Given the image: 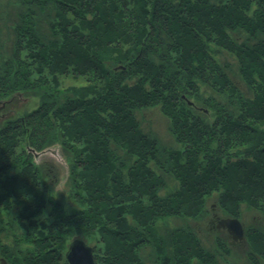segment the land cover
I'll return each instance as SVG.
<instances>
[{
	"label": "trees",
	"instance_id": "obj_1",
	"mask_svg": "<svg viewBox=\"0 0 264 264\" xmlns=\"http://www.w3.org/2000/svg\"><path fill=\"white\" fill-rule=\"evenodd\" d=\"M18 3L0 101H38L0 114V264H69L76 239L96 264H231L220 216L264 264V0ZM153 107L175 146L144 128ZM53 144L72 205L34 161Z\"/></svg>",
	"mask_w": 264,
	"mask_h": 264
},
{
	"label": "rangeland",
	"instance_id": "obj_2",
	"mask_svg": "<svg viewBox=\"0 0 264 264\" xmlns=\"http://www.w3.org/2000/svg\"><path fill=\"white\" fill-rule=\"evenodd\" d=\"M19 0H0V34L2 45L5 46V51H9L12 48V43L14 39V34L12 30V21L15 19L17 12L20 10ZM239 85L245 88L243 82H239ZM14 104L3 103L0 101V114L5 110L9 111L10 107L17 105L21 107L22 105L27 108L34 106L38 99L32 95L19 94L15 98ZM15 107V106H14ZM144 128L153 130L160 137L162 143L167 146H175L176 143L169 132L168 129V119L160 111L159 107H153L145 110L144 113ZM1 120V117H0ZM34 161L38 163L42 169V174L46 177V180L49 183L50 189H52L53 195L63 201L65 205L74 204V197L72 196V181L69 177L70 175V160L67 155L64 153L62 147L59 144L50 145L43 150L36 151L33 150ZM48 177H47V176ZM168 184L173 186L176 184L175 179L172 177L169 178ZM213 199H210L212 202ZM220 216L216 219L214 225L217 226V222ZM179 219H171L167 224L174 225L179 223ZM241 221V220H240ZM242 222V221H241ZM243 224V223H242ZM207 227V225H206ZM219 234L226 238L227 240H233V248L239 255L235 256V260H231V264H247L244 260L243 255V239H233L227 230L226 227H217ZM244 228V225H243ZM214 232L212 231L209 238L213 239ZM239 244V245H238ZM228 264V263H227Z\"/></svg>",
	"mask_w": 264,
	"mask_h": 264
},
{
	"label": "water",
	"instance_id": "obj_3",
	"mask_svg": "<svg viewBox=\"0 0 264 264\" xmlns=\"http://www.w3.org/2000/svg\"><path fill=\"white\" fill-rule=\"evenodd\" d=\"M217 227H226L233 239L244 237L243 224L237 217H222L218 219ZM93 246L83 240H73L66 253L69 264H96Z\"/></svg>",
	"mask_w": 264,
	"mask_h": 264
}]
</instances>
